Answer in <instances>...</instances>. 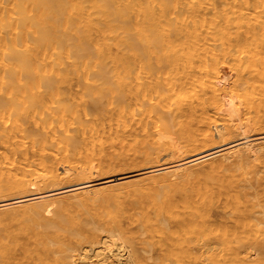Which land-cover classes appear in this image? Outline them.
<instances>
[{
	"label": "bare ground",
	"instance_id": "6f19581e",
	"mask_svg": "<svg viewBox=\"0 0 264 264\" xmlns=\"http://www.w3.org/2000/svg\"><path fill=\"white\" fill-rule=\"evenodd\" d=\"M128 198L172 264H264V0H0V264H138Z\"/></svg>",
	"mask_w": 264,
	"mask_h": 264
},
{
	"label": "rangeland",
	"instance_id": "374dc122",
	"mask_svg": "<svg viewBox=\"0 0 264 264\" xmlns=\"http://www.w3.org/2000/svg\"><path fill=\"white\" fill-rule=\"evenodd\" d=\"M160 162H163V160L162 161H160ZM258 163V162H257ZM139 164H141L140 166H139ZM139 164H126V165H122V166H116V167H114L113 169H112V171L110 170L109 172L111 173V174H109V173H104V174H102L101 176L102 177H105V176H107V175H112L113 173L114 174H117V173H123V172H126V171H124V170H129V171H131V169L132 170H135L136 168H138V169H140V167H143L144 165H146L145 163H143V162H140ZM143 164V165H142ZM259 165V163L256 165V166H258ZM261 165H262V163H261ZM122 169H121V168ZM133 167V168H132ZM117 168H118V170H117ZM247 168H249L250 169V167L249 166H247V167H242L241 169L240 168H231V169H229V170H226L225 172H223V174H219L218 176L217 175H213V173H208V174H205V175H203L200 179H198V180H195L194 182H192L191 184H193V186H195V187H199V186H202V182L201 181H203L204 182V180H207L208 179V177H209V179L211 178V177H215V176H217V177H215V178H218L219 176H223V175H225V176H228V177H232V176H235L236 175V178H239V179H241V178H244V177H246V178H250L251 177V175H252V173H250V171H249V169H247ZM258 168V167H257ZM116 169V170H115ZM127 170V171H128ZM238 171V172H237ZM240 171V172H239ZM116 172V173H115ZM233 174V175H232ZM247 174V175H246ZM99 178V177H98ZM207 178V179H206ZM204 179V180H203ZM208 179V181H211V180H209ZM213 180V179H212ZM189 188H191V187H189ZM61 195H67V193H65V194H61ZM60 195V196H61ZM255 195V196H254ZM253 196L254 197H252L251 196V200L253 201V202H255L257 199H258V196H259V194L257 195V194H254ZM255 198V199H254ZM133 200V201H132ZM138 201H137V204H136V207L135 208H131V205H130V203L131 202H134V201H136L134 198H128L126 201H124V202H122V203H124L127 207L129 206V208H126L125 210H124V213H122V214H120V216L118 217V220H119V218H121V220L124 222V225H125V229L126 230H124V232H122L123 233V235L125 236L126 235V233L129 235V236H127L126 235V237L128 238V239H131V241L132 242H134V243H132V244H134L133 245V249H134V247H135V250H138V252L136 253V257H135V259H136V261H137V263L138 264H162V263H166V264H172V263H174L173 262V259H174V261H175V263L177 262L176 261V259H179V258H181L182 256H181V254H184L183 253V251L181 250V249H179V248H173V249H166L165 248V246L164 245H162L161 243H159V241L157 240V237L156 236H153L152 234H150L149 232H145L144 233V229H145V226H146V224H145V222H144V219H142L141 217H142V214L143 213H150L151 214V212L153 211V204H152V202L150 201V200H148V199H143V198H138L137 199ZM140 200H142V202L140 201ZM140 202V203H139ZM140 205H139V204ZM150 203V204H149ZM143 204V205H142ZM100 206V207H99ZM83 207V208H82ZM106 207V206H105ZM115 205H110V206H107V208H104L102 205H94V204H90V205H86L85 206V208H84V206H80V207H78V208H76V209H74L73 211H71L70 213H68L67 215H66V218H65V225L66 226H68L69 228H71V229H73V231L74 232H78V229H79V227L80 226H92V225H95L96 223V225H99L100 223L103 225L104 224V221L106 220V218H105V214H106V211L108 210V208H110V209H115ZM84 209V210H83ZM106 209V210H105ZM141 210V211H140ZM137 212V213H136ZM87 213V214H86ZM153 213V212H152ZM89 214V215H88ZM126 214V215H125ZM138 215L137 216V218L138 219H136L134 222H132L131 221V223L129 222V215ZM89 217V218H88ZM73 219V222H72V219ZM94 219V220H93ZM76 220H77V222H76ZM85 220V221H84ZM71 223H70V222ZM75 221V222H74ZM93 221V222H92ZM143 221V223H141ZM74 223V224H73ZM100 224V225H101ZM139 225V226H138ZM106 225H104V227H105ZM142 227V229H141V227ZM144 226V227H143ZM213 226V228L215 227V228H218V227H220V224L218 223V222H214V224L212 225ZM15 231V233H16V231H18V230H16V229H14ZM140 230V231H139ZM131 231V232H130ZM133 231V232H132ZM139 232H141L142 233V235H138V234H141V233H139ZM122 233H121V236H123L122 235ZM125 233V234H124ZM129 233H131V234H129ZM135 233V234H134ZM98 234H103V230H98ZM151 235H152V237H151ZM21 236V235H20ZM137 237V238H136ZM146 237H148V239L150 240H147V238ZM99 238V237H98ZM140 238V239H139ZM146 238V239H145ZM260 238H264V232L262 233V236L260 237ZM11 239H13V238H11ZM83 239V240H82ZM25 240V241H24ZM81 240V241H80ZM80 242H79V244H78V250L79 251H81L83 248L85 249V248H88V246H89V248L90 247H92L93 245H92V241H93V238H91V237H88V236H84L83 237V235H81L80 236ZM95 240V239H94ZM142 240V241H141ZM19 241L22 243V244H25V242H26V238L25 237H21V238H19ZM24 241V242H23ZM149 241V242H148ZM154 241V242H153ZM202 241V239L200 238V240H194V243H192V244H194V245H197L198 247H201L202 246V244L204 243V242H201ZM86 242V243H85ZM152 243H153V245H152ZM144 244V245H143ZM151 244V245H150ZM140 245V246H139ZM151 246V248H152V246H153V250L151 251V249L149 248L150 246ZM200 245V246H199ZM83 246H85V247H83ZM149 246V247H148ZM164 246V247H163ZM136 247L138 248V249H136ZM140 247H141V249H140ZM157 247L159 248V249H157ZM162 248H163V251H162ZM205 248H206V245L204 246V247H202V249L205 251V253L206 254H204V255H207V252H206V250H205ZM140 249V250H139ZM144 249H147V251L149 252V251H151V252H147L146 250H145V252H144ZM149 249V250H148ZM78 250H77V252H78ZM134 250V251H135ZM144 252V253H142V251ZM158 250V251H157ZM172 250H177V252H175V251H172ZM159 251H160V253H159ZM182 251V252H181ZM163 252V253H162ZM175 252V253H174ZM210 252V251H209ZM146 253H147V255H146ZM151 253V254H150ZM157 253V254H156ZM178 253H180L179 255H178ZM78 254V253H77ZM159 255V256H158ZM170 255V256H169ZM171 255H172V257H171ZM262 255L264 256V252L262 253ZM149 256V257H148ZM155 256V257H154ZM163 256H164V259H163ZM176 256L178 257L179 256V258H176ZM181 256V257H180ZM148 257V258H147ZM152 257V258H151ZM161 257V258H160ZM149 258H151L152 260H150ZM156 258H157V261H156ZM204 259V258H203ZM139 260H141V261H139ZM143 260V261H142ZM155 260V261H154ZM145 261V262H144ZM171 261V262H170ZM210 260L207 258L206 260H202V259H198V260H196L195 261V263L194 264H211L210 262H209ZM144 262V263H143ZM155 262V263H154ZM170 262V263H169Z\"/></svg>",
	"mask_w": 264,
	"mask_h": 264
}]
</instances>
